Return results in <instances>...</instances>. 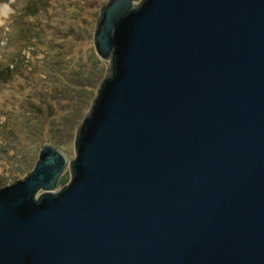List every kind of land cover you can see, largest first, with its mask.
Here are the masks:
<instances>
[{
    "label": "water",
    "instance_id": "obj_1",
    "mask_svg": "<svg viewBox=\"0 0 264 264\" xmlns=\"http://www.w3.org/2000/svg\"><path fill=\"white\" fill-rule=\"evenodd\" d=\"M92 41L75 157L0 186V264H264V0H107Z\"/></svg>",
    "mask_w": 264,
    "mask_h": 264
},
{
    "label": "rangeland",
    "instance_id": "obj_2",
    "mask_svg": "<svg viewBox=\"0 0 264 264\" xmlns=\"http://www.w3.org/2000/svg\"><path fill=\"white\" fill-rule=\"evenodd\" d=\"M106 2L47 0L32 15V0L0 2V71L13 75L0 84V186L25 177L46 143L75 157L77 129L107 70L92 41ZM69 178L67 168L57 189Z\"/></svg>",
    "mask_w": 264,
    "mask_h": 264
},
{
    "label": "trees",
    "instance_id": "obj_3",
    "mask_svg": "<svg viewBox=\"0 0 264 264\" xmlns=\"http://www.w3.org/2000/svg\"><path fill=\"white\" fill-rule=\"evenodd\" d=\"M5 0H0V2H4ZM47 0H32V8H28L27 10H25L26 12L25 13H30L29 15H32V14H36L38 12V9L40 8V4L42 3H46ZM18 68V67H17ZM17 68L15 69V72L14 74L15 75H18L19 71L21 72L22 70L20 68L19 71L16 73L17 71ZM12 71H10L8 68H6L5 70H2L0 71V84L4 83V82H7L9 81L11 78H12ZM61 145V144H59Z\"/></svg>",
    "mask_w": 264,
    "mask_h": 264
}]
</instances>
